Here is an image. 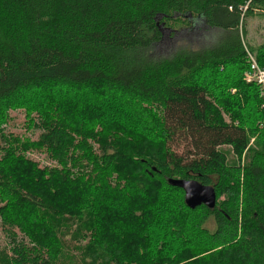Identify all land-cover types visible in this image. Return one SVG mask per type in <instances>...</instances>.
<instances>
[{
  "label": "trees",
  "instance_id": "obj_1",
  "mask_svg": "<svg viewBox=\"0 0 264 264\" xmlns=\"http://www.w3.org/2000/svg\"><path fill=\"white\" fill-rule=\"evenodd\" d=\"M253 13L264 0H0V264H264ZM194 20L215 44L157 58L161 26ZM18 111L37 140L8 131Z\"/></svg>",
  "mask_w": 264,
  "mask_h": 264
},
{
  "label": "rangeland",
  "instance_id": "obj_2",
  "mask_svg": "<svg viewBox=\"0 0 264 264\" xmlns=\"http://www.w3.org/2000/svg\"><path fill=\"white\" fill-rule=\"evenodd\" d=\"M243 28L246 31L243 39L246 47V52H248V55L250 54L251 57L256 59V54H254L252 50L264 44V15H261L260 13H253L249 17H246L242 29ZM204 30L202 29V22L195 20L192 22V26H190L189 29H178L177 31H174L169 27L161 26L163 37L162 41L155 47L156 57L168 58L174 51L180 49H206L207 47L214 45L216 42V39L212 37L214 34V30H207V32H205ZM244 78L245 74L243 76V79ZM231 92L233 93L234 91ZM11 117L12 120L7 127L10 133L15 134V136L27 137L34 141L37 140L39 132L28 131V129L25 127L26 122L25 114L23 111L13 112L11 113ZM263 126L264 124H261V127ZM184 146V144L180 143L178 145V151L181 152ZM222 150L227 153L228 160L231 161L233 159V154L229 153L230 149L228 147H223ZM31 158L38 161L41 165L50 164L48 160L40 154H31ZM213 228V225L210 224L209 229L213 230ZM5 247H7V240L5 235L3 234L0 221V249H3Z\"/></svg>",
  "mask_w": 264,
  "mask_h": 264
},
{
  "label": "water",
  "instance_id": "obj_3",
  "mask_svg": "<svg viewBox=\"0 0 264 264\" xmlns=\"http://www.w3.org/2000/svg\"><path fill=\"white\" fill-rule=\"evenodd\" d=\"M169 184L179 187L185 192V204L190 209L206 206L214 209L216 206V193L212 186H204L196 181L169 180Z\"/></svg>",
  "mask_w": 264,
  "mask_h": 264
},
{
  "label": "built area",
  "instance_id": "obj_4",
  "mask_svg": "<svg viewBox=\"0 0 264 264\" xmlns=\"http://www.w3.org/2000/svg\"><path fill=\"white\" fill-rule=\"evenodd\" d=\"M248 55V52H246ZM249 58V70L245 73V81L248 83L256 84L261 91L264 98V68L259 66L256 59L248 55Z\"/></svg>",
  "mask_w": 264,
  "mask_h": 264
}]
</instances>
